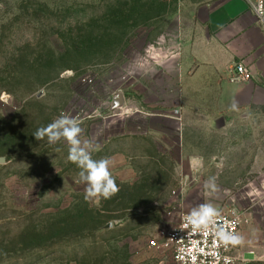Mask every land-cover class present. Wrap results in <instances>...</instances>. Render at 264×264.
<instances>
[{
	"label": "rangeland",
	"instance_id": "1",
	"mask_svg": "<svg viewBox=\"0 0 264 264\" xmlns=\"http://www.w3.org/2000/svg\"><path fill=\"white\" fill-rule=\"evenodd\" d=\"M218 1L0 0V264H173L152 243L203 203L240 210L239 264H264V107L182 122L139 113L171 111L179 83L165 94L145 74ZM61 114L110 159V199L85 200L67 144L33 136Z\"/></svg>",
	"mask_w": 264,
	"mask_h": 264
},
{
	"label": "crops",
	"instance_id": "2",
	"mask_svg": "<svg viewBox=\"0 0 264 264\" xmlns=\"http://www.w3.org/2000/svg\"><path fill=\"white\" fill-rule=\"evenodd\" d=\"M240 63H245L252 73L251 81L245 84L232 81V72ZM154 73L156 80L164 82L165 94L170 90H166L165 82L179 83L174 95L177 99L168 113L139 112L146 117L182 122L190 114H214L216 118L262 108L264 28L246 0H219L204 6L195 12L179 51L147 70V80ZM145 103L151 104L148 100Z\"/></svg>",
	"mask_w": 264,
	"mask_h": 264
},
{
	"label": "clouds",
	"instance_id": "3",
	"mask_svg": "<svg viewBox=\"0 0 264 264\" xmlns=\"http://www.w3.org/2000/svg\"><path fill=\"white\" fill-rule=\"evenodd\" d=\"M264 14V13H262ZM236 105L233 104V108ZM83 129L81 122L76 118L61 114L46 126L38 128L33 136L37 141L47 139L49 145H56L61 141L68 146L67 160L79 169V181L86 185L85 200L96 198L110 199L118 191L119 187L110 171L111 161L108 158L94 159L92 152L95 150L91 139L81 140ZM193 164L203 166L200 157L192 158ZM216 177H210L205 187L214 191ZM220 216L219 210L211 203H203L193 208L185 217L184 227L191 226L192 232L203 231L205 235L212 232L219 242L226 248L228 245H239L243 238L227 230V225H217L216 220ZM118 223V222H117ZM215 243V241H214Z\"/></svg>",
	"mask_w": 264,
	"mask_h": 264
},
{
	"label": "built area",
	"instance_id": "4",
	"mask_svg": "<svg viewBox=\"0 0 264 264\" xmlns=\"http://www.w3.org/2000/svg\"><path fill=\"white\" fill-rule=\"evenodd\" d=\"M251 12L257 17L259 24L264 28V0H246ZM252 79L250 68L245 63L237 64L232 72V81L245 84ZM217 225H227V230L241 236L244 226V215L240 210L220 211ZM183 216L180 223L172 228L161 231L160 242L152 243L154 247L171 251L173 264H239L248 262L237 255L238 245H228L227 248L218 240L214 234L207 235L203 231L193 233L191 226L184 227L186 217ZM215 241V243H214ZM249 255L256 256L255 251H248ZM255 262V260H252Z\"/></svg>",
	"mask_w": 264,
	"mask_h": 264
},
{
	"label": "water",
	"instance_id": "5",
	"mask_svg": "<svg viewBox=\"0 0 264 264\" xmlns=\"http://www.w3.org/2000/svg\"><path fill=\"white\" fill-rule=\"evenodd\" d=\"M115 104H116V107L118 108H123L124 105H125V102L123 101V98L122 96H118L116 99H115ZM6 163V159L5 158H0V164H5ZM113 227V224H109V226L106 227V229H110Z\"/></svg>",
	"mask_w": 264,
	"mask_h": 264
},
{
	"label": "trees",
	"instance_id": "6",
	"mask_svg": "<svg viewBox=\"0 0 264 264\" xmlns=\"http://www.w3.org/2000/svg\"><path fill=\"white\" fill-rule=\"evenodd\" d=\"M113 219H114V216H112V215L108 217V220H109V221H112ZM107 223H108V222H107Z\"/></svg>",
	"mask_w": 264,
	"mask_h": 264
}]
</instances>
